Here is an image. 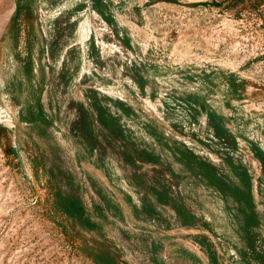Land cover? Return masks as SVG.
<instances>
[{
    "label": "rangeland",
    "instance_id": "obj_1",
    "mask_svg": "<svg viewBox=\"0 0 264 264\" xmlns=\"http://www.w3.org/2000/svg\"><path fill=\"white\" fill-rule=\"evenodd\" d=\"M98 3L0 0V264H264V0ZM72 197L95 229L56 206Z\"/></svg>",
    "mask_w": 264,
    "mask_h": 264
},
{
    "label": "trees",
    "instance_id": "obj_2",
    "mask_svg": "<svg viewBox=\"0 0 264 264\" xmlns=\"http://www.w3.org/2000/svg\"><path fill=\"white\" fill-rule=\"evenodd\" d=\"M20 2V0H19ZM20 4V3H19ZM99 7H101L102 5V0H99ZM21 7L20 5L17 7V12H20ZM99 11L101 12V10L99 9ZM236 88V87H235ZM95 103H99L97 101H93V105L95 107V114L97 117V121L104 127V129L106 131L113 132V128L115 127L116 124V118L115 116H113L112 114H109L107 109L101 105L99 103V105H96ZM122 110H125L127 113H129V110L124 107L123 105L121 106ZM211 120V119H210ZM211 124L214 128V130L216 131L218 138L222 136H225V129L223 128L222 124L219 122L214 123L211 120ZM118 131L122 132V129L120 127H118ZM116 128V129H117ZM115 129V131H116ZM114 131V132H115ZM123 133V132H122ZM181 153L183 154L184 157H186L187 160L192 161L194 160V162L199 166V169H201L205 175V177L207 179H209V181L214 185L219 187L222 190H225V187L223 185V182L221 180H219L216 177L215 174V170L213 167L207 165L206 163L198 160L197 158H195L194 156H192L193 154L187 152V151H181ZM256 155L259 158H262L263 162H264V156L261 154V152L259 150H255ZM127 160L129 161V163L133 164L136 166V161L137 160H141L142 157H140V154H138L135 151H131V154L127 155ZM157 161V160H156ZM248 176V175H247ZM160 190L158 189H154V195L156 196V201L158 204L163 205V206H169L172 207L173 209H175V211H177V213L179 214L180 218H181V223L183 226L185 227H193L197 221L196 216L185 206V204L181 201L180 197H176L174 195V192L171 188V186H169L166 183H162ZM248 192H250V185L247 186ZM62 197V196H61ZM237 198L242 199L244 198L243 196L240 195V193H237ZM104 201V206L107 208L112 207V202L110 200H106L105 198L103 199ZM248 200V201H247ZM246 201L249 202L251 204L252 198L251 197H246ZM154 204L152 202H148L145 203V205H143V212L147 213V214H154L156 208L153 206ZM56 206L61 209V208H65L64 210L67 211L68 215L71 217L72 220L80 222L81 224L85 225L87 227V229L93 230L96 228L97 224L93 223V221L91 222V218L89 216H87L86 214V209L82 203V201L80 199L77 198H59L56 201ZM134 211L137 214V216H139L140 214V210L138 209V207L134 206ZM254 218V224H257V219L255 216H253ZM87 253L93 258V260L97 263V264H128L126 262H118L117 260H115V258L112 256V254L108 253L106 254V256L102 255V254H96L95 252H93V249H88ZM214 264L216 263L215 258H213Z\"/></svg>",
    "mask_w": 264,
    "mask_h": 264
}]
</instances>
